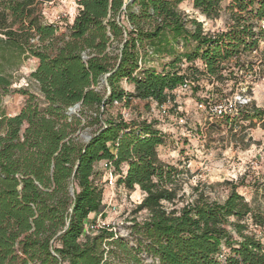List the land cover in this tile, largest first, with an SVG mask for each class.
<instances>
[{
    "label": "trees",
    "instance_id": "1",
    "mask_svg": "<svg viewBox=\"0 0 264 264\" xmlns=\"http://www.w3.org/2000/svg\"><path fill=\"white\" fill-rule=\"evenodd\" d=\"M54 1L0 0V91L28 60L39 61L30 75L39 95L22 91L18 114L0 112V264H264L254 230L264 232V207L234 185L223 202L199 188L186 200L189 170L159 157L168 137L154 122L122 115L133 100L173 101L188 80H236L231 70L254 53L264 74V0L226 8L225 0H192L208 20L228 14L216 34L186 16L182 0H80L61 33L38 8ZM219 119L231 133L241 122L264 127L254 103H236ZM106 174L144 195L133 213L146 217L131 221L127 237L111 226L86 233L91 216H104Z\"/></svg>",
    "mask_w": 264,
    "mask_h": 264
},
{
    "label": "rangeland",
    "instance_id": "2",
    "mask_svg": "<svg viewBox=\"0 0 264 264\" xmlns=\"http://www.w3.org/2000/svg\"><path fill=\"white\" fill-rule=\"evenodd\" d=\"M79 1L55 0L52 3L39 4L38 8L44 22L58 25L61 33H66L78 14ZM228 3L225 0L223 7L226 8ZM179 9L190 19L203 23V28L208 33H220L227 28L229 16L226 12L219 19L202 21L203 16L193 8L192 0H182ZM241 61L244 68L231 70L235 73L236 80L215 82L201 79L195 85L197 88L193 87L191 92L178 98L172 109L176 116L185 117L187 126L173 127V131L167 133V144L160 147L158 153L164 163L182 164L189 170L183 186L188 201L195 197L194 189L199 188L211 200L223 202L231 185H234L248 202L264 207V127L257 120L252 125L241 122L231 133L226 123L216 116L215 108L218 105L211 100L222 94L227 97L222 103L223 110L228 109L227 106L232 103H254L257 109L264 111V74L259 53L243 57ZM38 64L39 61L35 58L28 60L18 72V80L10 90L0 91V112L3 111L9 116L18 114L27 99L22 91L39 95L38 86L30 80V75ZM228 73L224 74L225 77ZM121 86L127 91L133 90L126 82H122ZM201 101L205 102L204 108L198 107ZM111 111L115 114L117 112L116 109ZM150 112L149 102L133 100L130 107L122 111V115L131 121L146 118ZM163 123L165 127L171 125L170 120H164ZM188 131L190 133L187 135ZM88 133L90 134L89 131ZM99 169L102 171V166ZM116 181L117 178L110 174L103 177L106 208L102 220L121 236L127 237L130 234L131 221H143L146 217L145 213L137 216L133 213L144 195L139 189L129 193L118 187ZM254 230L264 243V232L260 229Z\"/></svg>",
    "mask_w": 264,
    "mask_h": 264
},
{
    "label": "built area",
    "instance_id": "3",
    "mask_svg": "<svg viewBox=\"0 0 264 264\" xmlns=\"http://www.w3.org/2000/svg\"><path fill=\"white\" fill-rule=\"evenodd\" d=\"M202 21H206V18L204 16L202 17ZM186 65L187 64H185L183 67H185ZM193 87H195V84L191 80H188L185 82V84L179 86L177 89H175L172 92V95L174 96L173 101L170 100L168 103L162 104V105L155 102V101H149V104L151 107V112H150V115L144 119H146L148 122H154L156 124L157 129L160 130L166 136H167L168 132L173 131V127H177V128L186 127L187 123H186L185 117L182 115L176 116L174 114V111H172V109H174L175 104H177L178 98H180L181 96L191 92ZM198 107L204 108L205 105L201 102L198 104ZM227 107H228V109H226V110L225 109L223 110L222 106L216 107L215 108L216 116L222 117L228 113V110L230 113H232L235 109V104L232 103ZM164 120H170L171 125L167 126V127H165V125H162V124H164L163 123ZM125 121H128V120L125 119ZM189 133L190 132L188 131L187 135ZM102 217H103L102 215H93L90 222L86 226V233L87 234H91V233L96 234V233H99L100 231H102L103 229L109 227V225L106 224L102 220Z\"/></svg>",
    "mask_w": 264,
    "mask_h": 264
},
{
    "label": "water",
    "instance_id": "4",
    "mask_svg": "<svg viewBox=\"0 0 264 264\" xmlns=\"http://www.w3.org/2000/svg\"><path fill=\"white\" fill-rule=\"evenodd\" d=\"M78 108H79V105H77L75 108L71 109L70 113L71 114L74 113ZM83 138L85 139L86 142H89L92 139V137L89 136L88 134L83 135Z\"/></svg>",
    "mask_w": 264,
    "mask_h": 264
},
{
    "label": "crops",
    "instance_id": "5",
    "mask_svg": "<svg viewBox=\"0 0 264 264\" xmlns=\"http://www.w3.org/2000/svg\"><path fill=\"white\" fill-rule=\"evenodd\" d=\"M93 216H91V218H92Z\"/></svg>",
    "mask_w": 264,
    "mask_h": 264
}]
</instances>
